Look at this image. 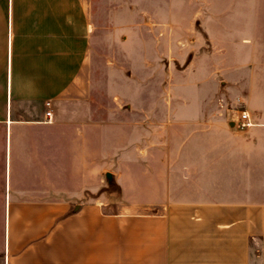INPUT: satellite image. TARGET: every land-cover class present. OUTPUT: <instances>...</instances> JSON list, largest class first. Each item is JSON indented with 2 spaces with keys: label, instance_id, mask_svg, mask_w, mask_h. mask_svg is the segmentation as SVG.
<instances>
[{
  "label": "rangeland",
  "instance_id": "1",
  "mask_svg": "<svg viewBox=\"0 0 264 264\" xmlns=\"http://www.w3.org/2000/svg\"><path fill=\"white\" fill-rule=\"evenodd\" d=\"M83 2L91 33L80 76L51 123L14 131V156L43 154L45 190L0 189V264L9 195L69 203L47 232L83 205L117 215L264 202V0ZM17 161L13 179L32 176L37 160Z\"/></svg>",
  "mask_w": 264,
  "mask_h": 264
},
{
  "label": "crops",
  "instance_id": "2",
  "mask_svg": "<svg viewBox=\"0 0 264 264\" xmlns=\"http://www.w3.org/2000/svg\"><path fill=\"white\" fill-rule=\"evenodd\" d=\"M90 33L83 0H0V189L45 190L43 154L14 156V131L47 124L45 103L55 108L76 83ZM22 158L37 160L32 176L14 180ZM69 207L9 195L2 264H264V202L234 196L117 215L83 205L47 232Z\"/></svg>",
  "mask_w": 264,
  "mask_h": 264
},
{
  "label": "built area",
  "instance_id": "3",
  "mask_svg": "<svg viewBox=\"0 0 264 264\" xmlns=\"http://www.w3.org/2000/svg\"><path fill=\"white\" fill-rule=\"evenodd\" d=\"M45 107H46V110L44 112V117H45L44 123L48 124V123H51L53 118H54L55 108H54L52 102H50V101L45 103ZM240 121H241L243 126H251L252 125L250 115L246 112H244L241 115Z\"/></svg>",
  "mask_w": 264,
  "mask_h": 264
}]
</instances>
